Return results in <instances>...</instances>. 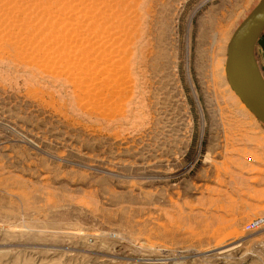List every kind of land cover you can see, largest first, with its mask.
<instances>
[{"label": "rangeland", "instance_id": "obj_1", "mask_svg": "<svg viewBox=\"0 0 264 264\" xmlns=\"http://www.w3.org/2000/svg\"><path fill=\"white\" fill-rule=\"evenodd\" d=\"M258 1L0 0V264H264Z\"/></svg>", "mask_w": 264, "mask_h": 264}, {"label": "water", "instance_id": "obj_2", "mask_svg": "<svg viewBox=\"0 0 264 264\" xmlns=\"http://www.w3.org/2000/svg\"><path fill=\"white\" fill-rule=\"evenodd\" d=\"M264 27V0H259L232 31L224 73L227 85L246 110L264 126V81L254 58V45Z\"/></svg>", "mask_w": 264, "mask_h": 264}, {"label": "bare ground", "instance_id": "obj_3", "mask_svg": "<svg viewBox=\"0 0 264 264\" xmlns=\"http://www.w3.org/2000/svg\"><path fill=\"white\" fill-rule=\"evenodd\" d=\"M236 97V96H235ZM237 98V97H236ZM238 100V99H237ZM239 102V101H238ZM242 104V103H241ZM243 106V105H242ZM244 107V106H243Z\"/></svg>", "mask_w": 264, "mask_h": 264}]
</instances>
